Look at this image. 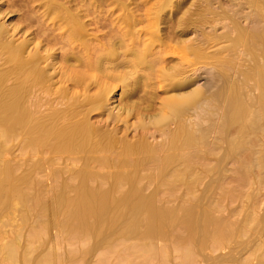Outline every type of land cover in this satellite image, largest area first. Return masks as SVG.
<instances>
[{"label": "bare ground", "instance_id": "bare-ground-1", "mask_svg": "<svg viewBox=\"0 0 264 264\" xmlns=\"http://www.w3.org/2000/svg\"><path fill=\"white\" fill-rule=\"evenodd\" d=\"M9 1L34 37L26 36L27 32L19 36L20 24L10 27L0 22V155L9 149V141L20 138L24 145L23 168L19 162L0 166V222L20 211L21 221L28 226L25 246L21 229L12 230L10 240L1 245L0 253L8 264H90L93 253V264H111V258L113 264H122L133 251L156 264H171L173 258L178 264H196L197 258L210 261L218 250L231 246L241 250L253 241L255 233L254 238L264 231V215H259L256 196L259 190L252 191L264 181V0H228L226 5L217 0L220 10L212 13L214 31L200 34L201 27L193 26L194 40L182 39L173 31L175 26L193 24L186 12L177 19L176 15L164 17L166 9L178 10L184 0H165L158 10L146 15L138 14L137 9L147 6V0L141 4L137 0ZM145 24L147 30L138 29ZM165 24L172 30L166 35L161 28ZM217 27L222 32L218 33ZM168 41L180 43L188 54L174 62L167 57ZM210 43L220 46L208 53L205 47ZM57 50L63 53L56 67ZM190 67L196 79L209 67L206 72L212 84L162 101L151 126L144 121L136 125L145 132L152 127L151 136L160 134L162 143L149 142L147 132L132 141L119 138L115 130L92 122L93 114L109 106L117 82L129 89L131 98L143 86L142 102L152 104L157 95L154 89L149 93L151 87L185 76ZM186 79L178 82L184 84ZM149 80L156 82L150 85ZM55 86V94L66 98L69 107L38 113L36 109L48 103ZM132 109L126 110L130 113ZM110 118L126 121L120 114ZM211 135L214 144L208 147L205 144ZM221 145H226L225 155L230 159H241L239 149L246 146L249 148L242 157L250 164L255 159V167L241 165L240 159L233 163L243 167L238 176L242 181L237 178L239 186L243 182L250 189L249 195L244 192L247 198L242 192L247 204L241 209H248L247 214L231 221V217L215 216L214 208H199L198 215L196 202L183 205L186 209L163 206L160 189L193 184L200 160L214 157ZM38 155L41 158L33 162L31 157ZM28 157L30 164L26 165ZM64 159L80 163V167L67 176L54 168ZM47 167L51 185L38 177ZM257 167L261 177L253 173ZM110 168L114 172H109ZM241 168L234 172L239 174ZM144 179L154 185L148 195L142 187ZM243 200L240 203L244 204ZM188 207L197 209L189 211L193 216ZM50 214L53 221H49ZM52 226L61 235L58 247L70 246L67 255L53 251L48 236ZM132 238L140 244L128 252L122 244L130 239L127 246L133 245ZM158 240L166 245L156 246ZM207 251L211 254L205 255ZM254 261L264 264V239L247 258L226 264Z\"/></svg>", "mask_w": 264, "mask_h": 264}, {"label": "rangeland", "instance_id": "rangeland-1", "mask_svg": "<svg viewBox=\"0 0 264 264\" xmlns=\"http://www.w3.org/2000/svg\"><path fill=\"white\" fill-rule=\"evenodd\" d=\"M124 1H127V0H124ZM147 1L149 2L147 6H142L139 9H137L138 14L146 15V14L153 13L154 11H156V10H158L160 8V6L163 4V2L165 0H147ZM221 2L226 5L228 3V0H221ZM238 2H235V4H238ZM136 3L141 4V0H137ZM129 8L130 9L134 8V5H132ZM218 9H219V4H218L217 0H184V6L182 8H180L178 10H176V9L173 10L172 9L171 11L169 9H166L165 13L167 15H164V17L167 16V18H168L169 15H170V17H173L174 15H176L175 17L177 19V18L182 17L184 15V13L186 12V14H185L186 17L188 19H190L194 25L193 24H188V26L185 25V26H183L181 28H176V26H175L173 28V31L179 33L180 37L182 39L194 40L195 36H196V31L194 30L193 26L201 27L199 29V30H201V31H199L200 34L202 32H203V34L204 33L205 34L206 33L209 34L210 32L214 31L213 27L215 25L214 22H215L216 18L214 16V14H212V13L217 12V11L220 10V9L219 10ZM245 11H248L247 7H246ZM0 22H2V23L5 22L6 24L10 25V27H12L13 25L16 26V25L20 24L19 26H20V31L21 32H20L19 36H21L22 33L27 32L26 36H28L29 38H33L34 37V34L32 33L33 30L29 29V27L25 23H23V24L21 23L22 22V14L17 10V8L11 6V3H10L9 0H0ZM146 25L147 24L139 26L138 29L140 27H143V29H142L143 31L147 30L148 27H146ZM161 28H162V31H163L162 33H164L165 35L168 33V31H172V30H170L168 24L167 25L166 24L162 25ZM182 30H184L185 32L181 33ZM216 31L218 33H220V32H222V29H220V27H217ZM165 41H167V40H165ZM167 44L169 46V50H168L169 52L167 51V55H168L167 57L170 58V59H173L174 62L178 61V57L179 56L188 54L187 49L185 47L181 48L180 47L181 44L176 42V41H174V42L168 41ZM210 44H212V45H207L205 47L206 49L208 48L207 49L208 53L214 52V50L217 49L220 46V45L214 46L216 44H213V43H210ZM62 53L63 52L60 51V50L56 51V59H55V63L57 64L56 67L60 65V59H61ZM171 65L172 64H170V66ZM209 69H210L209 67H205V69L200 71V73H199L200 77L196 79V78H194L195 76H194V73H193V68L192 67L188 68L187 69V73L185 75V76H187V79H186V82L184 84H180L181 82H178V81L179 80L182 81V79L185 76L174 77L172 80H167V81H165V82H163L161 84H159V83L157 84L156 83L157 85H155V88L151 87V89H149V93H151L152 89H154L153 91H154L155 95H157L156 96L157 97L156 100H154V103H152V104H150L147 101L146 102H142V98L145 96V93H144L145 89L143 88V86H139L141 88L139 89L138 93L134 94V96L131 98L130 97L131 95L128 94L129 89L127 90L120 82H117L118 87L115 89V91L111 95L109 106L101 112L102 114L100 112H98L97 114L96 113L93 114L92 115V122L94 124H97V125L103 127L102 129H108L110 131L115 130L116 135L119 138H127L128 140L132 141L131 139L139 138V137H141L143 134H145L147 132V133H149V134H147L149 142H151L152 144L156 143V142H161L162 143V137L160 136V134L155 133L153 137L151 136L152 135L151 133L154 132V129L152 127H150V129L148 128L147 131L145 132V130H143L141 128H137L136 125H139V124L142 123L141 121H144L145 125L149 124L151 126L153 120L156 117L155 113H157V110L160 107V103L162 101L167 100V99H171L174 96H177L178 94H182L181 92H183V91L184 92L185 91L187 92V90L191 91L192 88L194 89V88L199 87V86L203 87L204 90H205L206 87H208L209 85L212 84L211 80H209V74H208L209 73ZM206 70H207L208 73L206 72ZM152 82L154 84V82H156V80H149L148 84L151 85ZM176 82L178 84H176ZM57 88H58V86L54 87L53 95L51 97H49L48 100H47L48 103L44 102V106L42 108H39V109L37 108L36 109V111L38 113L47 112L49 109H57V110H60V111H64V110H66L69 107V102H68V100L66 98L57 97V95L55 94V89H57ZM93 91H95V89ZM93 91H92V93H93ZM123 91H125V92L123 93ZM148 105L152 106V108L150 109L149 108L150 106L148 107ZM127 108H129V109L130 108L131 109L134 108V109H132L133 110L132 112L128 113V110H126ZM119 114L122 115V119L125 118L126 121H115V120H113V118H110V115L117 116ZM153 115L155 117H153ZM208 138L206 140V144L205 145H208V144L211 145L212 143L214 144L213 135H211ZM19 139L20 138H18L17 140L14 139V140H12V142L11 141L8 142L7 148H9L8 150H10V151L7 150V152L5 154L0 155V166H1V164L2 165H7L9 163H17V162H19V164L23 168L24 162H23V157L22 156H23L24 150L22 148L24 147V145H23V142L21 143ZM209 145H208V147H209ZM222 146H224V145H221L220 147L217 146V148H216V150L214 152L215 154L213 155L214 157H208V158L205 157L204 159L200 160V166H201L200 170L197 171V173H196L197 176L196 175L194 176V178H197V177L198 178H197V180H194V178H191V180H194L193 184H191L192 181L189 182L192 186L189 185V183L187 182L188 184L179 183L176 186H174V188H172L170 186H167V187L165 186V187L161 188L160 191H159V197L162 198V199L160 198L161 201L165 200V202L163 201L164 204H162V205L166 206V208L168 207V209H171V208L175 209L176 207H177V209H179L178 207L183 209V207H184L183 205L186 206L188 204L196 202L195 204L199 205L198 206V210L197 209H191V207L190 208L188 207L189 208V210L187 208V210H188L187 212L188 213H190L189 211H193V210L196 211L197 210L198 211L197 214L199 215V213H200L199 208L201 209V211H204V209L207 210V209L214 208L215 209L214 213L217 214V215L214 214L215 216L219 215L218 217L221 216L222 218L225 217V218H228V219L231 217L230 218L231 221H233L236 217L239 218L240 216H241L240 219H242V217L245 216L244 213L247 214L246 211H248V209L245 212L244 211L242 212L241 207H243V205L246 207V205H245V204H247L246 198L249 195V190L250 189L248 188L249 186L247 187L246 184L245 185L242 184L243 182L241 183L242 185L240 184V186H239V183H238V179H239L238 176L241 174L243 167L242 168L240 167L241 170H240L239 174H238V172L235 173L234 170H236V169L239 170L240 168H238V165L240 166V164L241 165H245L243 163H246L247 166L250 164V163H248L247 159L245 160L246 157H242V155L244 154L243 151L246 148L248 149L249 147H247V146L244 147L243 151L242 150L240 151V149H239V152H240L239 156L242 154L241 155V159L237 156V158H234V160H236V159L239 160L240 159V160H242V162L239 160L238 162L240 164L239 163L238 164H236V163L233 164L234 160L230 159L231 157L229 158V157H227V155H225L226 154L225 153L226 145L223 148H222ZM239 147L242 148V146H239ZM206 149H207V146H205L204 150H206ZM226 149H227V147H226ZM38 156L31 157V158L34 159L33 162L35 161V159L37 161L38 159L41 158V155H38ZM64 157H62V159ZM65 158L67 159V157H65ZM66 159L62 160L59 163L57 162V164L55 163L56 165L54 166V168L56 170H58V169L59 170H63L65 172V174L67 176H69L70 173H72L71 171H75V170H77L80 167V163L78 165H74L72 163L70 164V162H67ZM27 161H28V163H27ZM27 161H26V165H29L30 164V157L27 158ZM251 164L253 165L252 167L256 166L255 159H254L255 166L253 164V161H252ZM236 165H237V167H236ZM245 167H246V165H245ZM24 169H25V167H24ZM110 169L108 170L109 172H111V171L114 172V169H112V168H110ZM254 170L255 171H253V173L256 174L257 170H258V167H257V169H254ZM49 173H50V168L47 167L39 174L38 177H40V179H42V180H47L46 177H47V175ZM259 173H257L258 176L261 175V173H260V175H259ZM234 174H236L237 176L235 177ZM263 174H264V171L262 172V175ZM262 178L264 179V177H261V179ZM188 180H190V179H188ZM143 181H142V183H143L142 187H143V190H144V194L148 195V194H150L153 191L154 185L149 183V180H147V179L146 180L144 179ZM239 181H242L241 178L239 179ZM263 182L264 181H262L261 184L258 183L262 189L261 188H257L258 185L255 186L254 190H252L253 188L251 189L253 192L255 190H259V192H258V194H256V196H258L257 201H258V205H259L258 208H259V212H260L259 215L260 216L264 215V186H261V185H264ZM46 183L51 185V183H53V180L50 182L49 179H48L46 181ZM49 185H47V186H49ZM205 187H207L208 189L205 188ZM238 190L241 191L240 195H239L240 192ZM233 191L237 192V195ZM230 192L234 193V196L235 195L236 196L239 195L237 197V199L234 200V198H233L234 196L231 193V195L233 196L232 197L229 194ZM242 192H243V195H245V193L248 194V195L247 194L245 195L246 198H244L242 196ZM255 193L256 192H254V194ZM240 196H241V198H240ZM49 197L50 196L48 195V198ZM243 198L246 201H244ZM50 200L51 199H47L46 202H48V204H51ZM242 200L245 202L244 204L240 203V202H242ZM196 205H194V206H196ZM184 208L186 209V207H184ZM240 209H241V211H240ZM245 209L246 208L243 207V210H245ZM220 211H221L222 214L220 213ZM237 211L238 212L240 211L243 215L242 214L238 215L240 212L239 213H235V215H234V212H237ZM197 214H195L196 217H199V216H197ZM236 214H237V216H236ZM191 216H193V213L191 214ZM21 218L22 217L20 215V211H19V213H18V211H16L15 213H11L8 218H5L3 221L0 222V247H1V245L4 242L10 240L12 230H14V229L24 230V232L22 231L23 234L25 233L24 236H23L22 242L24 243L23 245L25 246V242L27 240L26 239V232L28 230L27 229L28 226L25 225L26 221L24 223H23V221H21ZM197 219L198 218H195V222L196 221L198 222ZM49 221H53L51 219V214L49 215ZM52 223L53 222H50V224H52ZM198 223H200V225H201L200 221ZM198 223H196L195 225L200 226V225H198ZM24 225L27 226V227H25ZM259 231H262V230H259ZM259 231H257V232H259ZM260 233H262L263 235L260 234ZM2 234L5 237H7V238H4V236L2 238ZM257 234L258 235L255 236V238H254V235H253V238H252L253 241L245 243L241 250H235V248L233 246H231L229 248H225L223 250H218V251H216V252H214L212 254L213 257H212V259L210 261L201 262L199 260V258H197L198 262H196V264H226V263H228V262H230L232 260L247 258L250 255V253L253 250V248L258 243H260V241L262 239H264V231L259 232ZM48 236H49L50 242H52V245H53V248H54L53 251H55V253L58 252L57 254H59V252H61V250H62L63 253H66L64 255L68 254V252L70 250V246L68 245V243L63 244L62 248H60V246L58 247V245L56 244L57 240L61 237V235H60V233H59V231L57 230L56 227H53V226L50 227V229L48 231ZM132 240H133L132 241L133 245L130 244L131 246H129V245L127 246V243L131 242L130 239L128 241L124 240L123 241L124 243H125V241H127V242L125 244L124 243L122 244L123 245L122 248L125 245L124 249L126 248V251L129 252L130 250H134L133 247L135 245L137 246V243H139L137 241H139V239H137V241H135L137 243H134V238H132ZM135 240H136V238H135ZM159 241H161L162 243L161 242L159 243ZM157 242H158V245H157ZM164 244L165 243L162 240H158V241L155 242L156 246H164ZM55 247L57 248V250H55ZM129 247L131 249H129ZM58 248L60 249V251H59ZM129 253L132 254V255H131V257H130L129 254L127 255V256H129L128 260H129V262L130 261H132V262L129 263L128 260H127V256H126L124 261L122 262V264H126L125 262H127V264L128 263L129 264H143V263L144 264H149V263L153 264V263H155V261L153 259H151V260L147 259L146 256L143 257L144 259H142V253L140 251H137L136 252L137 254L134 251H133V253L132 252H129ZM139 254H140V257L138 258ZM209 254H211L209 251L205 252V255H209ZM93 255H95V253H93L91 255V258H92ZM133 255L136 256L133 259H135L137 261V263H136L135 260L134 261L131 260L132 257H134ZM91 258H90V261H91L90 264H93L94 257H93L92 260H91ZM145 258L147 259L146 261H145ZM175 260L176 259L173 258L171 264H173V262H177ZM113 261L114 260H112V258H111L110 263L113 264ZM138 261H139V263H138ZM147 261H149V262L147 263ZM151 261H154V262H151ZM64 262L63 263L61 262V264H67V262H65V263ZM133 262H135V263H133ZM0 264H8V262H6L4 260V257H3V255L1 253H0ZM174 264H176V263H174ZM177 264H178V262H177ZM254 264H257V262L254 261Z\"/></svg>", "mask_w": 264, "mask_h": 264}]
</instances>
